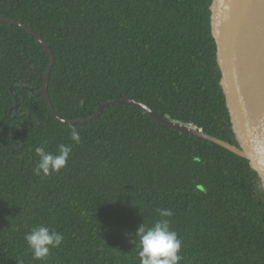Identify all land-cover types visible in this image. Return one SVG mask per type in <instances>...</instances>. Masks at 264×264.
Returning a JSON list of instances; mask_svg holds the SVG:
<instances>
[{"label": "trees", "instance_id": "trees-1", "mask_svg": "<svg viewBox=\"0 0 264 264\" xmlns=\"http://www.w3.org/2000/svg\"><path fill=\"white\" fill-rule=\"evenodd\" d=\"M212 0H0V16L30 25L55 56L48 93L66 119L128 95L162 117L245 148L229 107ZM50 57L27 30L0 21V264H139L131 240L173 212L181 264H264V225L246 212L260 190L256 164L165 126L129 104L86 123L57 120L43 95ZM16 106V107H15ZM75 127L79 143L70 139ZM71 144L67 166L37 175L35 149ZM244 205V206H242ZM64 236L46 261L25 233Z\"/></svg>", "mask_w": 264, "mask_h": 264}, {"label": "water", "instance_id": "water-1", "mask_svg": "<svg viewBox=\"0 0 264 264\" xmlns=\"http://www.w3.org/2000/svg\"><path fill=\"white\" fill-rule=\"evenodd\" d=\"M210 10L229 107L245 148L192 124L179 122L169 116L162 117L147 103L128 95L104 100L88 118L62 117L48 93L50 74L55 63V56L49 45L30 25L4 16H0V21L13 23L27 30L47 51L50 63L45 71L42 87L37 92L28 88L33 94L44 96L51 114L57 120L70 124L86 123L96 120L107 105L120 103L137 106L165 126L210 140L252 161L264 183V0H212Z\"/></svg>", "mask_w": 264, "mask_h": 264}, {"label": "clouds", "instance_id": "clouds-1", "mask_svg": "<svg viewBox=\"0 0 264 264\" xmlns=\"http://www.w3.org/2000/svg\"><path fill=\"white\" fill-rule=\"evenodd\" d=\"M70 139L74 143H79L81 140L80 133L75 127L71 129ZM71 152V144L61 143L54 151H47L44 146L37 147L35 154L39 160L35 173L46 177L60 172L67 166ZM157 212L161 219L150 226L143 222L139 225L135 238L131 240V243L138 248L139 264H181L183 239L172 229L171 220L168 219L174 214L168 208H159ZM24 239L32 252L33 259L46 261L51 250L61 246L64 236L55 228L37 224L25 233Z\"/></svg>", "mask_w": 264, "mask_h": 264}, {"label": "flooded vegetation", "instance_id": "flooded-vegetation-1", "mask_svg": "<svg viewBox=\"0 0 264 264\" xmlns=\"http://www.w3.org/2000/svg\"><path fill=\"white\" fill-rule=\"evenodd\" d=\"M259 187H260V190L259 189L257 190V193L255 194V197H254L256 198L254 199V201H257V202L258 201L260 202V200H257L258 197L263 198L262 200L264 201V183L262 179H261V183ZM247 208L248 209H246V212L248 214H251L252 219L256 221V224L264 225V205H260L258 203L257 205H254V208H252L249 204H247Z\"/></svg>", "mask_w": 264, "mask_h": 264}]
</instances>
